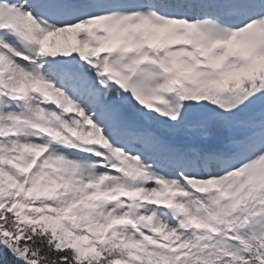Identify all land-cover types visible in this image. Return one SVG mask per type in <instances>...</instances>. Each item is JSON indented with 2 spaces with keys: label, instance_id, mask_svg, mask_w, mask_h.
<instances>
[{
  "label": "snow or ice",
  "instance_id": "obj_1",
  "mask_svg": "<svg viewBox=\"0 0 264 264\" xmlns=\"http://www.w3.org/2000/svg\"><path fill=\"white\" fill-rule=\"evenodd\" d=\"M0 264H264V0H0Z\"/></svg>",
  "mask_w": 264,
  "mask_h": 264
}]
</instances>
